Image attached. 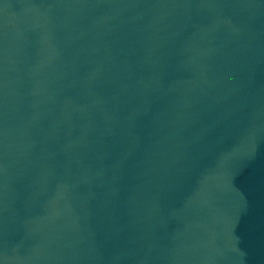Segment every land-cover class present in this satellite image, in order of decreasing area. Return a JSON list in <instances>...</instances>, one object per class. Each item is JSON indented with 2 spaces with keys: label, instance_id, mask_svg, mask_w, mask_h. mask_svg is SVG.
Masks as SVG:
<instances>
[{
  "label": "water",
  "instance_id": "water-1",
  "mask_svg": "<svg viewBox=\"0 0 264 264\" xmlns=\"http://www.w3.org/2000/svg\"><path fill=\"white\" fill-rule=\"evenodd\" d=\"M0 264H264V0H0Z\"/></svg>",
  "mask_w": 264,
  "mask_h": 264
}]
</instances>
